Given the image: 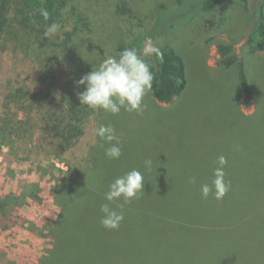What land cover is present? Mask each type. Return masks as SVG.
<instances>
[{
	"label": "rangeland",
	"instance_id": "obj_1",
	"mask_svg": "<svg viewBox=\"0 0 264 264\" xmlns=\"http://www.w3.org/2000/svg\"><path fill=\"white\" fill-rule=\"evenodd\" d=\"M260 2L248 0V11L242 0H201L178 8L176 0L70 2L66 15L57 23L60 27L54 34L56 40H64L82 14L96 30L99 44L94 42L91 48L95 59L101 62L105 53L117 55L119 41L142 35L144 45L151 40L158 48L167 45L181 53L188 79L186 89L171 103L159 102L147 92L139 113L121 110L112 115L81 105L88 115L80 124L81 135L71 140L54 135L49 118L61 110V100L80 102L77 93L84 86L76 84L80 79L76 71L82 65L79 54L69 50L47 55L22 45V41L3 45L0 195H26H21L12 207L16 222L0 226V264H43L55 247L52 229L61 211L54 188L64 179L73 181L84 176L90 169V154L94 157L92 174L106 184L139 169L144 180L163 178L168 191L182 195L201 194L200 184L210 182L219 155L227 158L226 180L248 171L255 173L261 156L259 136L264 130V51L248 54L244 45L254 26L251 16ZM206 3L214 6L202 12ZM74 4L77 8L73 9ZM183 20L187 22L179 23ZM219 43H231L239 57L230 68L219 63ZM145 60L155 64L154 55ZM240 61L245 63L255 92L252 105L244 102L238 78ZM259 105L261 112L257 114ZM101 124L115 127L122 141L119 159L106 157L109 145L94 133ZM98 143L101 145L94 151ZM146 159L153 161L150 170L144 166ZM193 175L198 178L197 184L188 183ZM80 222L68 219L61 225L62 232L76 238L79 230L88 228L78 226ZM143 227L134 249H138L139 242H151L152 233L161 240L165 238L163 232L168 231L172 238L165 242L168 247L186 246L183 238L178 241L174 237L171 227L158 226L153 221ZM73 250V255L54 258L55 264H75L74 260L76 264H97L96 256ZM119 260L132 264L126 252L120 253ZM109 262L116 264L112 259Z\"/></svg>",
	"mask_w": 264,
	"mask_h": 264
},
{
	"label": "trees",
	"instance_id": "obj_2",
	"mask_svg": "<svg viewBox=\"0 0 264 264\" xmlns=\"http://www.w3.org/2000/svg\"><path fill=\"white\" fill-rule=\"evenodd\" d=\"M76 1L0 0V50L7 42L21 41L22 45L47 55H59L72 50L79 54L82 63L76 75L81 78L89 73L93 66L98 67L100 63L94 58L91 49L94 42L97 45L99 42L95 35L96 30L81 16L82 14L76 19L73 30L66 33L64 40H56L54 34L45 35L47 27L53 22L62 21L66 15V7L70 2ZM194 1L201 0H176V8ZM242 1L248 11V0ZM213 6V3H206L202 12L211 10ZM74 8H77L76 4L73 5ZM41 9L49 12L48 19L41 14ZM254 12L251 16L254 26L249 31L244 45L248 54L264 51V0L256 6ZM184 22L187 20L179 23ZM143 46L142 35L119 41L116 44V54L125 48L142 50ZM217 49L220 55L219 63L226 68L239 61L231 43H219ZM159 50L162 57L154 54L155 64H149L154 74L149 93L159 102L171 103L187 87V65L183 55L173 47L165 45ZM238 78L245 104H254L256 96L244 61L238 63ZM64 104L67 105L63 107ZM88 112L90 113V110ZM260 112L259 105L257 114ZM87 115L77 99L65 103L61 100V110L53 112L49 118V126L57 137H67L71 140L81 135L80 124L86 120ZM259 137L261 156L257 170L254 174L248 171L228 180L231 182V188L223 199L217 200L212 195L203 198L201 194L173 193L172 190L168 191L166 180L163 178L144 180V192L139 199H133L130 204L125 205L124 220L115 230L105 229L100 224L102 214L99 209L100 205L106 202L104 193L108 190L109 183L98 180L96 175L92 174L94 157L90 154V169L84 176L73 181L64 179L54 188L55 199L61 211L52 229L55 247L43 264H55L54 258L61 254L73 255V249L79 250L80 255L96 256L97 264H111V259L116 264H123L126 261L119 260L121 252L128 254L132 264H264V130H261ZM100 145L98 143L92 149L95 151ZM33 192L37 193V190ZM19 195H26V192ZM20 197L0 195V226H9L16 222L12 207ZM119 203L122 201L114 202L112 207H117ZM80 214L83 217H79ZM68 219L82 221L77 225L88 228L79 230L74 238L73 234L62 232L61 225ZM151 221L158 226L173 228L174 237L178 241L183 238L186 246L168 247L165 242L172 239L168 231L163 232L165 238L161 240L152 233L151 242H139L138 249H134L139 231L144 229L142 226ZM74 261L76 264V260Z\"/></svg>",
	"mask_w": 264,
	"mask_h": 264
},
{
	"label": "clouds",
	"instance_id": "obj_3",
	"mask_svg": "<svg viewBox=\"0 0 264 264\" xmlns=\"http://www.w3.org/2000/svg\"><path fill=\"white\" fill-rule=\"evenodd\" d=\"M41 14L48 19L49 12L41 9ZM59 24L51 23L46 31V36L58 32ZM162 57L159 48L149 40L142 48H125L118 55L105 53L104 59L98 67L82 76L76 84L84 86V90L77 93L81 105L93 110H103L112 115H118L121 110L126 112H141L142 101L147 92L152 88L154 74L145 57L152 55ZM94 133L101 140L108 143L105 155L109 159H119L122 155V141L111 124H101L94 129ZM153 161L146 159L144 166L150 170ZM210 182L200 184L203 198L212 195L221 200L230 191L231 182L226 180L224 171L227 158L219 155L214 161ZM198 178L193 175L188 178V183L197 184ZM144 176L139 169H132L120 175L109 184L104 193L105 203L100 205V224L108 230L118 229L124 220V207L133 199H139L144 192ZM122 201L117 207H112L114 202Z\"/></svg>",
	"mask_w": 264,
	"mask_h": 264
}]
</instances>
